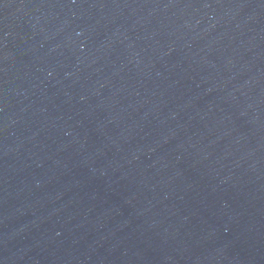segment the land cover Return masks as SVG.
<instances>
[{"label": "water", "instance_id": "water-1", "mask_svg": "<svg viewBox=\"0 0 264 264\" xmlns=\"http://www.w3.org/2000/svg\"><path fill=\"white\" fill-rule=\"evenodd\" d=\"M0 264H264V0H0Z\"/></svg>", "mask_w": 264, "mask_h": 264}]
</instances>
